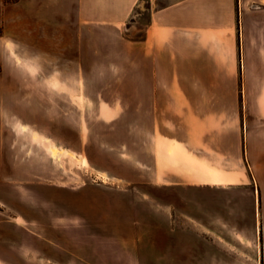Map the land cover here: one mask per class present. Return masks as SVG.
I'll use <instances>...</instances> for the list:
<instances>
[{
  "label": "rangeland",
  "instance_id": "374dc122",
  "mask_svg": "<svg viewBox=\"0 0 264 264\" xmlns=\"http://www.w3.org/2000/svg\"><path fill=\"white\" fill-rule=\"evenodd\" d=\"M168 4L155 64L140 41ZM98 6L0 0V209L36 231L35 244L21 232L13 244L78 250L67 256L73 264H173L157 260L156 210L174 209L160 227H186L201 211L239 213L244 193L151 185L161 178L157 144L187 142L171 139L186 132L197 136V154L202 142L227 144L204 153L201 173L238 180L242 167L252 177L251 155L237 144L250 135L252 111H264L254 105L264 99V0H138L122 23L92 20ZM154 81L185 86L186 99L173 109L165 100L156 116L153 92L141 90ZM162 173L171 180L177 171Z\"/></svg>",
  "mask_w": 264,
  "mask_h": 264
},
{
  "label": "crops",
  "instance_id": "0c3cea01",
  "mask_svg": "<svg viewBox=\"0 0 264 264\" xmlns=\"http://www.w3.org/2000/svg\"><path fill=\"white\" fill-rule=\"evenodd\" d=\"M137 2L138 0H95V4L99 6L92 8L90 18L97 23L100 20L122 23L130 15ZM172 4H168L165 8L151 14L147 37L140 41V47L147 49V57L151 59V62L155 61V64L158 61L159 50H161L159 48L160 40L156 34V25L161 13L165 12L164 14H166L167 9L177 3ZM77 15H80L81 18H76V21L83 22V9L78 11ZM155 71L153 73L156 74L157 71ZM141 90L153 92L150 100L155 102L156 116L159 115V109L165 100H167V106L173 109L179 105L182 96L185 99L187 97L184 93L187 88L179 83L158 81L141 83ZM145 96L148 99L147 93ZM263 103L264 99L259 97L254 99L255 107L263 106ZM252 118L253 124L250 135L247 132L245 141L242 138L241 143L239 141L237 144L239 149L245 147L246 153L251 155L252 177L246 175L242 167L239 168L241 172L238 180L227 175L220 178L213 176L210 178L201 173L203 169H206L207 160L203 157L204 153L211 148L217 150L223 148L225 150L228 147L227 144L222 143L217 146L218 144L207 145L202 142L201 145L198 144L200 148H197L201 152L197 154L195 148L197 144L194 141L197 136L189 132H186L185 135L181 134V136L174 133L171 137L172 140L186 139L187 142L172 141V144H168L165 148L159 146L158 142L154 169L160 170L161 178L150 181L151 185L160 187L161 190L164 186L174 184L179 187L180 183H184L186 187L239 186L244 194L239 195V213H207L201 211L198 214L188 216V220L193 225L187 221L186 227L179 225L182 224L180 221H178V225L173 227H160L159 218L170 219L174 209L172 208L173 211L163 208L157 209L158 221L155 231L157 236H162L161 243L156 248L157 260L171 261L173 264H184L186 261L193 264H264V129L261 130L259 127L261 119L264 118V111L261 109L253 110ZM200 138H205V136ZM171 148L172 154L168 152ZM167 169L177 171V173H171V180H164L162 177V172ZM181 171H184V174ZM185 173L193 180L181 181L180 177H186ZM146 186L148 185L146 184ZM172 200H175V197ZM232 201L234 200L232 199ZM249 201L252 204L251 211H246V204ZM24 220L25 218L20 215L11 216L0 209V264H73L70 263L67 256H70L69 254L78 255V250L73 251L70 248L47 246L41 243L36 244V246H30L29 243L26 244L25 242L22 245L20 243L13 244V238L19 236V232L32 235L35 244L33 237L36 236V231L26 228ZM232 221H236L239 227L231 225ZM38 234L43 236L41 232ZM169 237H172L173 242L168 243ZM174 238H177V241ZM186 239L188 240L187 243L179 242L181 240L184 242Z\"/></svg>",
  "mask_w": 264,
  "mask_h": 264
},
{
  "label": "bare ground",
  "instance_id": "6f19581e",
  "mask_svg": "<svg viewBox=\"0 0 264 264\" xmlns=\"http://www.w3.org/2000/svg\"><path fill=\"white\" fill-rule=\"evenodd\" d=\"M52 150H53L54 154H56L57 152H59V149L58 148H54Z\"/></svg>",
  "mask_w": 264,
  "mask_h": 264
}]
</instances>
